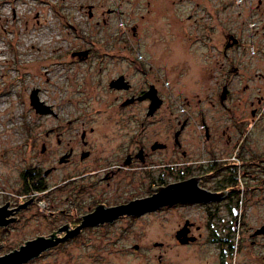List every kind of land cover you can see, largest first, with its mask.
Wrapping results in <instances>:
<instances>
[{"label": "rangeland", "instance_id": "374dc122", "mask_svg": "<svg viewBox=\"0 0 264 264\" xmlns=\"http://www.w3.org/2000/svg\"><path fill=\"white\" fill-rule=\"evenodd\" d=\"M170 1L0 0V190L18 191L24 184L23 172L41 175L51 165L57 168L46 178V183L62 173L102 172L104 169L99 168L112 163L136 132L133 127L136 121H132L135 116L132 115L138 113L137 117H140L143 106L121 109L113 93L104 88V81L95 85L91 81L90 86L95 89L88 88L82 81L86 67L73 62L70 56L79 45H126L132 49L131 57L143 61L149 72L148 82H156L165 99L164 121L160 123L159 114L148 122V138L159 132L161 124L166 128L174 122L168 110L177 117L185 115L190 119L199 109H205L206 117L211 116L212 120L229 118L226 111L204 105L206 94L214 97L218 92L219 80L226 73L227 59L229 66L239 69L237 73H228L232 92L227 104L233 111L249 116L246 115V104L236 105V100L251 99L258 94V88L261 94L264 93V81L257 76L264 74V56L252 46L258 44L264 48V16L245 18L246 15H240L235 0H196L199 1L197 5L192 0ZM207 1L213 7L212 13L217 14L216 18H209L205 13L210 10ZM218 1L232 2L228 14L219 10ZM88 4H95L97 8L92 19L83 8ZM106 8H114L116 14L107 16V23L103 24L100 12ZM206 21L212 23L209 30L213 46L209 51L199 48L194 40L196 31H201L199 24ZM135 24L137 27L133 32L131 27ZM223 31L239 34L246 46L231 48L225 58L217 46L222 41L220 33ZM106 59L118 60L116 57ZM221 63L225 64L221 67ZM11 75L15 77L13 83H10ZM103 76L102 73L101 80ZM139 83L143 84V79ZM244 83L249 89H241ZM11 88L15 90L14 96ZM32 90H36L38 101L47 108L45 113L36 112L30 104ZM197 98L202 102L194 106ZM2 107L4 111H1ZM259 108L261 114L251 130L252 141L248 146L264 156V100ZM83 131L86 146L80 138ZM56 137L62 141L60 146ZM42 144L49 148L46 153L41 152ZM70 147L78 154L69 163L59 164V157ZM80 149H90L91 156L80 160ZM200 164L205 165V162ZM168 170L165 167L163 176L166 180H169ZM261 170L262 167L256 180L242 179L249 187L260 189L238 197L248 211L247 224L252 226L264 222V176ZM128 172L130 177L132 170ZM157 174L151 171L148 179L144 173L142 177L135 174L132 176L133 187L129 188L138 191L140 185L150 184ZM100 191H94V195L102 196ZM106 192L116 193L112 189H106ZM66 193L67 190L56 191L53 198L57 202ZM87 197L84 198L87 200ZM188 211L197 224L206 223L202 207ZM25 215L27 219H22L28 228L34 222L29 212ZM142 221L134 224L132 233L123 239L105 238L109 232L106 230L104 239L93 241L91 238L96 234L91 238L85 235L47 255H110L101 264H158L156 257L160 253L166 259H173L175 255H190L189 259L192 255H206L207 264H216L218 245L206 243L204 238L187 246L175 243L173 234L178 219L174 213L154 212ZM140 230L145 231L142 238L137 236ZM234 240H237L236 235ZM155 241L162 242V246L157 247L153 244ZM134 244L140 247L138 251H133ZM257 251L260 257L253 264H264V236L259 238ZM41 262L37 264H43Z\"/></svg>", "mask_w": 264, "mask_h": 264}, {"label": "flooded vegetation", "instance_id": "af4514ba", "mask_svg": "<svg viewBox=\"0 0 264 264\" xmlns=\"http://www.w3.org/2000/svg\"><path fill=\"white\" fill-rule=\"evenodd\" d=\"M235 1L238 2L240 15H246L245 18L250 15L257 18L264 16V0ZM177 2H182V0L170 1V3ZM192 3L197 5L199 1L192 0ZM206 3L209 4L210 10H206L205 13L209 18H216L217 14L212 13L211 3L209 1ZM216 4L220 6L218 8L222 13H227L229 7L233 5L231 1H218ZM83 8L89 18H94L93 16L97 12L95 4H88ZM100 13L102 15L101 22L105 24L107 23L106 17L116 14V10L106 8L102 9ZM188 17L190 18V16ZM196 20L195 18V23ZM96 23L99 24L100 21H96ZM199 25L201 31H196L194 34L195 45L204 51H209L213 46L212 32L209 30L212 23L206 21ZM136 27V24L131 27L133 32ZM220 36L222 41L217 46L225 58L231 48L246 46L243 43V38H240L239 34L235 32L223 31ZM252 46H255L256 51L264 56L262 46L258 44ZM82 51L86 53H76ZM130 51L132 49L126 45L89 44L79 45L70 52L73 62L84 64L86 67V75L82 77V81L88 84V88L95 89L94 86H90L92 82L95 85L104 81V88L113 93L121 109L141 105L143 112L139 113L140 117H137L138 113H133L132 116L135 118L132 121H136L133 125L136 132L112 163L99 168L104 171L73 175L62 173L46 183V178L57 168V166L51 165L41 175L37 172H23L21 177L24 184L18 191L0 190L3 192L0 193V257L18 250L28 241L42 240L44 242V240L62 239L54 246L32 255L22 264H37L42 260H44L41 262L43 264H101L110 255L47 254L59 246L80 240L85 235L90 237L96 234V236L90 237L93 241L104 239L106 234L103 233L106 230L109 232L105 238L123 239L132 233L131 229L134 224H141L149 214L172 212L178 219L173 234L177 245H192L204 238L206 243L218 245L220 251L218 255H215L216 264H253V261L260 257L257 246L259 238L264 236V233H256V231L264 225V222L256 226L247 224L249 214L238 197L246 192L260 189L258 186L249 187L242 182V179L256 180L261 167V173L264 176V156L248 146V143L252 141L250 139L251 130L261 114L259 105L264 100V93L261 94V90L258 88V94L251 99L236 100V105H242L243 102L246 104L245 111L249 116L238 113L236 109L237 113L233 111L232 107L227 104L232 92L230 87L232 82L228 73H237L239 69L237 66H229L227 59L226 73L219 80V90L214 97L206 94L204 105L209 109L217 107L226 111L229 118L215 117L212 120L211 116L207 115L206 117L205 109H199L193 112L194 118L190 119L185 115L177 117L173 111L168 110V115L173 117L174 122L166 128L164 124H161L159 132L148 138L146 132L148 122L157 118L159 114L160 123L164 121L165 99L160 94L157 83L148 82L149 72L143 61L131 57ZM137 55L140 56L138 53ZM114 57L118 60L106 59ZM224 64L221 63V67ZM102 73L104 76L101 80ZM257 76L264 81V74L260 73ZM140 79H143V84L139 83ZM152 89L156 91L155 98L162 99V102L160 106L150 112L152 97L149 92ZM241 89H249V85L244 83ZM224 91L226 95L222 98ZM201 100V98H197V103L195 102L194 106L200 104ZM190 115L193 116V114ZM84 136L85 132L83 131L80 138L82 145L86 146L87 142L84 140ZM56 143L60 146L62 141L56 137ZM41 146L42 153L49 150L48 146L44 144ZM84 153L86 155L82 156ZM76 154L78 153L74 151L73 147H70L67 153L59 157L58 163L67 164ZM91 154L90 149H80L78 157L80 160H85ZM160 156L164 157L160 158ZM62 157L63 160L60 161ZM161 159L162 161H160ZM201 162H205V165H201ZM180 164H184L183 167H179ZM165 167L169 168V180L164 179L163 176ZM173 169L176 172L170 171ZM128 170H132L130 177H128L130 174ZM151 171H156L158 174L150 184L140 185L138 191L129 188L133 187V175L142 177L144 173L148 179ZM253 174H255V178ZM188 179H195L199 188L208 191L209 196H214V199L208 203L175 202L164 204L140 213H130L126 209H121L117 211V216L111 220L96 222L85 220L98 206L104 209L125 206L134 200L152 196L156 193V188H160V186ZM106 189H112L116 193H108ZM62 190H67V193L56 202L53 193ZM94 191L103 192V195H94ZM86 195L88 196L87 200L84 198ZM6 196L8 197L6 198ZM193 207L204 209L206 216L204 225L197 224L190 217L188 209ZM120 211L123 212L119 213ZM26 212L30 213L34 222L28 228L22 219V217L27 219ZM78 227L79 230L73 233ZM182 228L186 230V233L180 239H187L188 241L185 243H181L176 237V233ZM144 232V230H140L137 236L142 238ZM235 235L237 240H234ZM155 243H157V247L162 246L160 241H155L153 244ZM134 245H137V248L133 246V251H138L140 247L138 244ZM192 256L189 259L190 255H175L173 259H166L165 255L160 253L156 258L158 264H207L209 262L206 255ZM244 257L246 258L244 259Z\"/></svg>", "mask_w": 264, "mask_h": 264}, {"label": "water", "instance_id": "95a60500", "mask_svg": "<svg viewBox=\"0 0 264 264\" xmlns=\"http://www.w3.org/2000/svg\"><path fill=\"white\" fill-rule=\"evenodd\" d=\"M77 54H85V51L82 52H76ZM75 54V53H74ZM121 79V78H120ZM155 90H150V96L152 97V104L150 105V112H152L154 109H156L158 106H160L162 99L155 98ZM225 91L222 98L225 97ZM156 99V100H155ZM30 104L34 107L35 111L38 113H45L47 111V108L45 106H42L41 102L38 101L36 96V90H32L30 94ZM86 153L82 154V156H85ZM64 157V156H63ZM63 157L60 159L63 160ZM156 193H154L152 196L140 199V200H134L125 206H119L114 208H102L101 206H98L95 211L88 215L85 220L87 222H96L98 220L104 221V220H111L115 216H117V211L121 209H126L127 212L130 213H140L144 212L150 209L157 208L159 206H162L164 204H173L175 202H203L208 203L212 199H214V196L211 197L208 194V191L199 188L197 185V182L195 179H188L185 181L177 182V183H171L166 186H160V188H156ZM216 199V198H215ZM123 211H120L121 213ZM79 230V227L73 231L76 232ZM186 233V230L182 228L176 233L177 239L181 243H185L188 240L187 239H180L182 235ZM256 233H264V225L260 229L256 231ZM62 239H56L54 241L52 240H34V241H28L18 250H15L7 255L0 257V264H22L23 262H26L29 260L32 255L37 254L41 250L48 248L50 246H54ZM193 240V239H190ZM161 244V243H160ZM157 245V243H155ZM134 248H137V245H134Z\"/></svg>", "mask_w": 264, "mask_h": 264}, {"label": "bare ground", "instance_id": "6f19581e", "mask_svg": "<svg viewBox=\"0 0 264 264\" xmlns=\"http://www.w3.org/2000/svg\"><path fill=\"white\" fill-rule=\"evenodd\" d=\"M32 46V45H31ZM48 72V71H47ZM14 75H11V76H9V79H10V83H13L14 82ZM10 92H11V94L14 96L15 95V90L13 89V88H11L10 89ZM5 109H4V107H2V109H1V111H4Z\"/></svg>", "mask_w": 264, "mask_h": 264}]
</instances>
